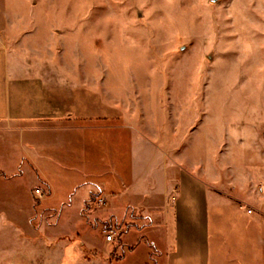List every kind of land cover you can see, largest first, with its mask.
Instances as JSON below:
<instances>
[{"label":"rangeland","instance_id":"1","mask_svg":"<svg viewBox=\"0 0 264 264\" xmlns=\"http://www.w3.org/2000/svg\"><path fill=\"white\" fill-rule=\"evenodd\" d=\"M5 7L2 40L12 53L43 47L69 84L99 93L100 111L142 140L140 151L162 152L168 167L206 185L213 264H239L246 215L264 218V0H5ZM32 33L47 39H26ZM28 134L0 132V264H156L168 235L157 245L139 233L154 221L129 205L111 216L108 191L87 192L91 183L68 196L79 174L55 175L51 191L30 160L47 172V139ZM86 158L93 171L107 170L102 143ZM106 229L116 231L111 242ZM255 252L264 259L263 249Z\"/></svg>","mask_w":264,"mask_h":264},{"label":"crops","instance_id":"2","mask_svg":"<svg viewBox=\"0 0 264 264\" xmlns=\"http://www.w3.org/2000/svg\"><path fill=\"white\" fill-rule=\"evenodd\" d=\"M7 27L5 0H0V132L20 133V140L29 132L32 142L37 141L34 134H43L47 139V147L43 146L47 172L40 169L43 167L40 161L30 160L42 175L45 186L52 191L55 175L64 174L66 180V176L79 174L68 192L87 183L93 185L87 192L106 189L112 200L111 216L116 217L118 206L129 205L154 221L152 226L137 230L139 233L146 232L156 244L159 242L155 238L168 235L166 247L157 244L156 264H213L212 203L206 185L188 170L168 167L162 152L155 149L148 155L140 151L142 140L133 138L127 126L115 125L114 114L100 111L99 93L77 82L69 84L66 73L47 64L43 47L22 45L12 53L2 40ZM37 37L46 40L47 34L32 33L26 39ZM52 136L61 141L62 147L52 146ZM100 143L107 147L108 168L93 171L86 157ZM67 153L80 157L77 165L68 159ZM57 155L61 160L56 159ZM105 174L107 178L103 177ZM246 216L243 233L248 236L245 245L240 247L242 255L238 263L264 264L259 253L253 254L254 248L264 251V218ZM217 262L222 264L219 259Z\"/></svg>","mask_w":264,"mask_h":264},{"label":"built area","instance_id":"3","mask_svg":"<svg viewBox=\"0 0 264 264\" xmlns=\"http://www.w3.org/2000/svg\"><path fill=\"white\" fill-rule=\"evenodd\" d=\"M36 193H40L41 192V189L40 188H36ZM97 201L102 204L104 202V199L103 197H98L97 198ZM248 213H252V209H248ZM115 235H116V231L113 229V230H109V229H106V241L107 242H111L115 239Z\"/></svg>","mask_w":264,"mask_h":264},{"label":"trees","instance_id":"4","mask_svg":"<svg viewBox=\"0 0 264 264\" xmlns=\"http://www.w3.org/2000/svg\"><path fill=\"white\" fill-rule=\"evenodd\" d=\"M148 243H149V242H148ZM149 244H150V243H149ZM151 245H152V244H151ZM133 249H134L133 247L130 248V250H133ZM120 258H121V259L124 258V255H122Z\"/></svg>","mask_w":264,"mask_h":264}]
</instances>
